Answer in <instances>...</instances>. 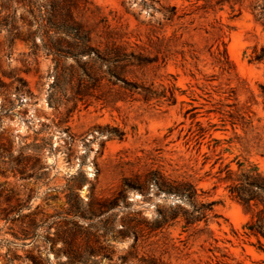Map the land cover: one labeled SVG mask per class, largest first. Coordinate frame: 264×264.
<instances>
[{
    "label": "rangeland",
    "instance_id": "374dc122",
    "mask_svg": "<svg viewBox=\"0 0 264 264\" xmlns=\"http://www.w3.org/2000/svg\"><path fill=\"white\" fill-rule=\"evenodd\" d=\"M251 1L0 0V264H264L263 205L220 179L264 174ZM153 170L195 198L148 187ZM176 206L206 222L161 224Z\"/></svg>",
    "mask_w": 264,
    "mask_h": 264
},
{
    "label": "trees",
    "instance_id": "16d2710c",
    "mask_svg": "<svg viewBox=\"0 0 264 264\" xmlns=\"http://www.w3.org/2000/svg\"><path fill=\"white\" fill-rule=\"evenodd\" d=\"M242 1L243 0H203V3L197 6L196 9H201L204 13H208L209 11L215 12L216 9L222 10L223 7L227 5L231 12L234 13L233 16H236L240 11L239 8L236 10L235 6L241 5ZM250 8L256 19L262 20L264 18V0H252ZM252 60H264V46H261L259 50L253 51ZM215 61L218 66L226 72H229L232 68V63L224 47L222 50L218 49ZM220 179L227 182L226 188L229 195L245 207L250 208L251 206H257L258 202L263 205L261 209L256 211L253 220L247 224V228L251 233L264 238V174L253 165L246 168H241L239 165L236 171L226 168L225 175ZM146 182L148 187H153L158 193L172 195L173 197H177L176 199L191 201L196 196V190L191 182L165 176L157 170L147 173ZM138 189L142 190L141 187H138ZM179 215L184 219V227H187L202 219L206 222L208 213L206 209H196V213L193 214L185 210L181 211L180 207L176 206L174 209L159 211L160 223L164 224L168 221H175Z\"/></svg>",
    "mask_w": 264,
    "mask_h": 264
}]
</instances>
